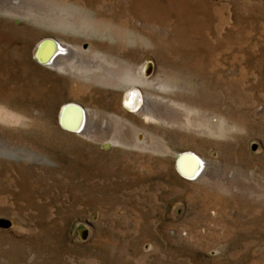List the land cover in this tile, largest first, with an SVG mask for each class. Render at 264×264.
I'll return each mask as SVG.
<instances>
[{"label":"rangeland","instance_id":"374dc122","mask_svg":"<svg viewBox=\"0 0 264 264\" xmlns=\"http://www.w3.org/2000/svg\"><path fill=\"white\" fill-rule=\"evenodd\" d=\"M0 264H264V0H0Z\"/></svg>","mask_w":264,"mask_h":264},{"label":"bare ground","instance_id":"6f19581e","mask_svg":"<svg viewBox=\"0 0 264 264\" xmlns=\"http://www.w3.org/2000/svg\"><path fill=\"white\" fill-rule=\"evenodd\" d=\"M115 33H120L119 26H116ZM129 93H131V96L129 97L128 95L126 97V100L130 103V106L133 107L135 110L140 104L139 93L136 90H133ZM68 107L66 106V108H64V114L69 115L71 113L70 123L78 122L77 124L80 125L83 116V113L80 111V108L76 105ZM178 162L180 163V173L184 175V177L189 179L194 178L202 167L201 159L199 160V157L191 152L182 154Z\"/></svg>","mask_w":264,"mask_h":264},{"label":"flooded vegetation","instance_id":"af4514ba","mask_svg":"<svg viewBox=\"0 0 264 264\" xmlns=\"http://www.w3.org/2000/svg\"><path fill=\"white\" fill-rule=\"evenodd\" d=\"M200 159V158H199Z\"/></svg>","mask_w":264,"mask_h":264}]
</instances>
